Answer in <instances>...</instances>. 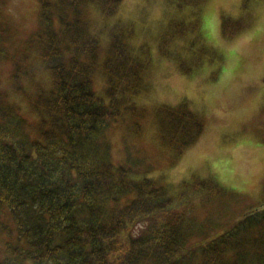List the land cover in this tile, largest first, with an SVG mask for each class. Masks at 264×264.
Masks as SVG:
<instances>
[{
    "label": "trees",
    "instance_id": "obj_1",
    "mask_svg": "<svg viewBox=\"0 0 264 264\" xmlns=\"http://www.w3.org/2000/svg\"><path fill=\"white\" fill-rule=\"evenodd\" d=\"M36 1L38 25L22 50L6 35L0 10V264H264V206L230 220L228 206L241 196L213 179L171 184L148 176L152 165L128 144L122 159H113L109 131L124 126L126 140L136 137L147 115L170 161L204 130L185 101L151 111L137 103L148 55L117 24L107 27L103 46L86 20L89 4L106 19L121 0ZM204 1L175 0L194 11L164 27L168 41L192 35L184 47L194 63L214 61L199 30L196 7ZM249 25L221 15L220 32L232 39ZM34 60L48 69L47 85L34 82ZM178 65L190 74L184 59ZM100 72L102 94L94 83ZM2 75L25 94L34 120L10 99Z\"/></svg>",
    "mask_w": 264,
    "mask_h": 264
},
{
    "label": "rangeland",
    "instance_id": "obj_2",
    "mask_svg": "<svg viewBox=\"0 0 264 264\" xmlns=\"http://www.w3.org/2000/svg\"><path fill=\"white\" fill-rule=\"evenodd\" d=\"M0 10L6 35L20 40L17 48L22 50L25 38L38 25L37 1L0 0ZM196 10L201 38L211 49L208 56L213 62L202 58L194 63L193 54L184 47L192 39L191 34L185 40L175 37L168 41L163 37L166 22L189 18L194 6L179 8L175 0H121L116 13L105 19L100 6L89 4L86 20L93 32L101 34L103 46L108 39L107 27L117 24L129 32L134 48L148 55L146 89L136 99L139 105L151 111L155 105L185 101L204 122L202 134L175 161H170V154L160 148L151 115H147L136 137L129 135L126 140L124 126L117 127L109 131L113 159L121 160L128 144L130 151L143 152V164L152 165L148 176L163 177L171 184L209 177L226 190L240 194L241 199L228 206L230 220H237L264 206V0H205ZM221 15L245 17L250 25L238 36L224 39ZM182 59L192 67L190 74L179 69ZM34 64V82L47 85L48 69L35 60ZM9 66L5 65L6 69ZM103 77L100 72L94 78L101 94ZM1 82L21 113L34 120L25 94L12 91L11 81L4 75ZM21 83L33 89V82L26 78Z\"/></svg>",
    "mask_w": 264,
    "mask_h": 264
}]
</instances>
